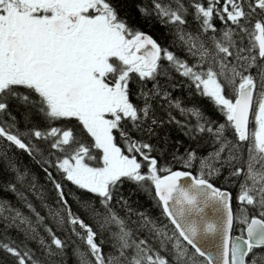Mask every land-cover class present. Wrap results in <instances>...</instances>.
Returning a JSON list of instances; mask_svg holds the SVG:
<instances>
[{"label": "snow or ice", "instance_id": "1", "mask_svg": "<svg viewBox=\"0 0 264 264\" xmlns=\"http://www.w3.org/2000/svg\"><path fill=\"white\" fill-rule=\"evenodd\" d=\"M136 10L167 28L169 46L114 0H0V192L27 209L0 197V264H68L69 250L75 264H264V0H139ZM172 72L223 122L173 98ZM165 124L211 151L177 147L162 164L150 141ZM8 148L51 183L56 207L39 195L47 216L29 198L35 175ZM223 170L235 196L213 182ZM127 183L159 217L120 194Z\"/></svg>", "mask_w": 264, "mask_h": 264}, {"label": "trees", "instance_id": "2", "mask_svg": "<svg viewBox=\"0 0 264 264\" xmlns=\"http://www.w3.org/2000/svg\"><path fill=\"white\" fill-rule=\"evenodd\" d=\"M117 8L120 11V14L124 16L129 23L133 24L134 26H137L139 29L145 31L149 35L153 36L160 44L164 46H169L171 37L168 34V30L163 25L151 21L147 22L140 16L139 12L136 10V5L139 2V0H114ZM190 25L189 27H192L191 24V17H189ZM217 24L219 25V21H217ZM170 50L176 51V49L171 48ZM178 55H181L184 57L186 54L184 53H177ZM172 80L170 83H174L177 86L175 88H171L169 85V91H171L173 98H179L183 101V104L191 107V106H198L204 113L207 114L211 119L216 120L218 122H223L220 114L216 111L213 104L207 99L200 97L198 94L191 93L188 87L186 86L185 79L182 78L178 73L172 72L171 73ZM162 84H169L166 78H161ZM148 88L152 87V84L149 83ZM133 92L136 91V85H130ZM135 102V100H134ZM24 109L21 107L18 110L13 111V115L16 116L19 123V128L21 131L25 130V124H24V116H23ZM156 114L161 119H167L166 112L159 106H156ZM174 115H177L178 119H181V117L176 113L173 112ZM35 122L39 123L38 118H34ZM135 136L136 133H133ZM164 137H167L168 143L165 144ZM177 141H180L181 143L177 145ZM150 143L157 146L158 149L164 150L163 155L159 158L161 159V163L167 165L171 159L170 154L179 147V152L184 153L186 148H196L198 153L201 155H206L209 151H211V148L206 143H194L190 141L184 134L175 126V125H167L165 124L162 128L158 129V137H153L150 141ZM7 151L10 155L13 156L14 159H17L21 166L27 167L33 175L36 177V182L38 185L39 191L33 195H31L29 198L32 200V202L36 205L37 209L41 211L42 215L47 216V209L42 206V203L39 199V195L42 193L44 196V204H50L53 207H56L55 205V191L52 189V185L50 182L46 180L45 174L41 170L40 166L37 165L27 154L23 153L21 150L8 148ZM153 155H157V153H153ZM171 166L175 169H182V165L178 163H172ZM189 171H194L193 169H186ZM55 174V173H54ZM227 175V170H223L221 174V178H215L213 181L215 184L221 183L226 186L228 189H230L232 192L234 190L233 187H231V184H228L224 180V176ZM9 179V176L6 172H0V181H6ZM217 185V184H216ZM66 192L71 190L73 193L72 196H69V202L72 203L74 210L76 209L77 205L73 199V197H80L81 193L78 192L74 186H72L69 183L65 185ZM120 194L123 195L125 198L129 199L132 206L140 211H146L149 215L152 217H159L160 215V209L156 206L155 201L151 199L148 195H146L143 192H140L137 190L136 186L131 183L125 184L120 189ZM0 197H3L7 201L11 202L12 204L16 205L17 207H21V210L25 211L27 213V209L23 208L22 205L17 203V197L8 192V191H2L0 192ZM162 219V217H161ZM50 226H52L50 224ZM11 234L13 236L16 235L15 231H12ZM58 234H60L58 232ZM33 248L36 247V245L33 243L31 244ZM3 258V253L0 252V259ZM7 264H10V262H7ZM68 264H75V261L72 259L71 250H69V257H68Z\"/></svg>", "mask_w": 264, "mask_h": 264}, {"label": "water", "instance_id": "3", "mask_svg": "<svg viewBox=\"0 0 264 264\" xmlns=\"http://www.w3.org/2000/svg\"><path fill=\"white\" fill-rule=\"evenodd\" d=\"M208 219L215 220L217 222H220L222 220V214L221 213H209ZM237 235V234H234Z\"/></svg>", "mask_w": 264, "mask_h": 264}, {"label": "rangeland", "instance_id": "4", "mask_svg": "<svg viewBox=\"0 0 264 264\" xmlns=\"http://www.w3.org/2000/svg\"><path fill=\"white\" fill-rule=\"evenodd\" d=\"M231 187H233L234 188V190H233V192H234V196H235V194L237 193V191H238V188L236 187V186H234V185H230ZM234 205H235V208H234ZM233 208H234V210L237 208V204H236V201L234 200L233 201ZM239 213L237 212V215H238ZM234 228H235V226H234ZM234 234H239L238 233V230H234V232H233Z\"/></svg>", "mask_w": 264, "mask_h": 264}, {"label": "flooded vegetation", "instance_id": "5", "mask_svg": "<svg viewBox=\"0 0 264 264\" xmlns=\"http://www.w3.org/2000/svg\"><path fill=\"white\" fill-rule=\"evenodd\" d=\"M218 178H221V176H219ZM216 184H217V186H220V187H226V186H229V185H224V184H221L220 182L219 183H217L216 182ZM229 191H231L230 189H228ZM232 192V191H231ZM233 194H234V192H232ZM234 208H235V205H234Z\"/></svg>", "mask_w": 264, "mask_h": 264}]
</instances>
